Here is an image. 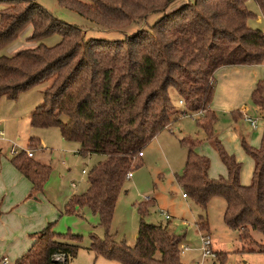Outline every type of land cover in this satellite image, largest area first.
<instances>
[{"label": "trees", "instance_id": "trees-1", "mask_svg": "<svg viewBox=\"0 0 264 264\" xmlns=\"http://www.w3.org/2000/svg\"><path fill=\"white\" fill-rule=\"evenodd\" d=\"M58 1L99 27H140L122 38L87 37L82 26L56 17L37 0H0V48L27 26V40L32 42L12 54H0V100L44 83L43 102L32 111L31 125H58L65 139L80 144L78 153L104 155L89 172L88 189L65 204L66 211H75L78 204L99 213L107 236L93 233L89 248L123 264H189L182 258L184 236L169 223L142 219L134 243L115 239L110 227L117 200L138 152L180 115L201 110L204 122L199 123L216 137L212 122L217 115L211 107L215 71L227 64L263 62L264 30L249 23L255 13L248 0H186L171 9L177 0ZM256 1L264 13V0ZM152 12L161 14L148 24ZM54 32L61 40L46 44L43 39ZM263 79L252 92L255 105L264 104ZM175 93L185 107L176 105ZM40 141L31 135L29 146H39ZM215 145L227 175L211 176L210 159L190 146L185 169L178 175L184 192L203 210L213 197H223L224 219L242 238H251V229L264 234V131L260 147L244 144L254 159L250 183L242 182L241 162L219 138ZM11 160L32 180V193L44 189L51 164L26 149L13 153ZM206 221L197 223L203 227ZM53 223L36 232L16 264H60L58 253L68 264L81 246L69 239L74 234L56 231ZM258 250L264 252V241Z\"/></svg>", "mask_w": 264, "mask_h": 264}, {"label": "rangeland", "instance_id": "rangeland-1", "mask_svg": "<svg viewBox=\"0 0 264 264\" xmlns=\"http://www.w3.org/2000/svg\"><path fill=\"white\" fill-rule=\"evenodd\" d=\"M37 1L56 17L82 26L87 37L122 38L140 27L138 25H133L129 29L99 27L75 8L61 4L58 0ZM184 1L186 0L173 2L169 9L179 6ZM248 7L255 13L249 19V23L264 30V14L257 1L248 0ZM160 14L150 13L147 23L153 24ZM30 32L31 26H27L17 39L0 48V54H12L19 48L32 44L27 40ZM60 40L61 35L58 32L51 33L43 39L48 45L56 44ZM44 86V83H41L28 87L21 90L16 98L6 95L1 97L0 126L5 129L7 139L0 140V146L3 147V150H0L2 154L0 160L4 158L11 161L13 158L11 148L20 150L29 148L35 152L36 159L51 164L45 192L56 209L51 220L54 222L53 228L65 234H74L73 237L69 236V239L81 246L77 253L70 257L68 264H123L119 260L98 255L88 247L92 242L93 233L99 238L107 236V229L101 224L98 212L88 205L78 204L75 211L65 210V203L70 197L88 189L89 172L104 155L78 153L80 144L65 139L58 125L39 127L31 125L29 112L43 102ZM243 94L244 92L239 93V96H243L239 102L241 105L247 104V113L263 117L264 104H256L258 110L256 111L251 96L245 97ZM173 99L176 105L186 106L180 103L176 93ZM212 109L214 110L213 107ZM236 111L237 109L232 113L215 110L217 120L212 122V127L216 137H210L206 126L199 123V120L204 122L201 114L188 112L180 115L170 127L163 129L144 146V155L137 154L133 174L126 179L117 200L110 227V233L115 239H126L129 243H134L142 219L151 223H169L176 233L184 236L182 244L189 245L187 250L182 251V258L189 264H264V252L258 250L259 244L264 241L262 231L251 229V238H242L239 230L229 226L224 219L226 200L223 197H213L207 209L203 210L194 203L191 196L183 195L185 189L178 180V175L185 169L190 146L210 159L211 176L227 175V168L215 145V139L219 138L225 149L241 162V178L251 182L254 159L244 144L261 146L264 117H259L258 126H252L245 116L235 117ZM31 135L40 137L39 146H29ZM41 147L44 148L43 151L39 149ZM40 152H43V155H39ZM41 156L43 158H40ZM83 169L87 172H83ZM164 211L170 213V218L165 216ZM201 218L207 219L203 227L197 223ZM205 234L211 236L214 250L213 254L207 256H203L202 250V235ZM12 249L16 253L19 251L18 246L12 248L11 244L0 239V255H7L8 258V261L4 262L5 258L0 256V264H16L18 256H11Z\"/></svg>", "mask_w": 264, "mask_h": 264}, {"label": "crops", "instance_id": "crops-1", "mask_svg": "<svg viewBox=\"0 0 264 264\" xmlns=\"http://www.w3.org/2000/svg\"><path fill=\"white\" fill-rule=\"evenodd\" d=\"M259 19L261 18L259 17ZM215 76L217 86L211 106L216 111L223 110L231 113L237 109L235 117L241 115L244 117L247 113V104H240L239 101L243 96H239V93L244 92L245 97L252 96L258 80L264 77V62L222 65L216 69ZM35 107L29 112L30 120ZM255 108L258 111L256 105ZM253 117L257 118L258 122L264 116L260 117L257 114ZM1 128L5 132V129ZM5 134L0 140L7 139ZM39 149L43 151L44 148ZM0 150H3L2 145ZM39 155H43V152H40ZM35 156L34 152L32 157L35 158ZM37 160L42 161L41 159ZM241 180L243 183H250L246 179L241 178ZM32 187V180L12 160L4 158L0 160V239L11 244L12 248L18 246L19 251L17 253L12 249V257H19L28 250L36 232L43 229L52 220L56 212L55 205L51 203L45 192V185L43 190L34 193H32ZM0 256L5 258L4 262L8 261L7 255Z\"/></svg>", "mask_w": 264, "mask_h": 264}, {"label": "built area", "instance_id": "built-area-1", "mask_svg": "<svg viewBox=\"0 0 264 264\" xmlns=\"http://www.w3.org/2000/svg\"><path fill=\"white\" fill-rule=\"evenodd\" d=\"M181 104L184 103V100L183 99H180L179 100ZM202 113V111H197L195 112L194 114H200ZM245 119L247 121H249L253 126H257V118L249 115V114H245ZM5 132L4 130L0 127V138H3ZM20 151V149L18 148H12V153H18ZM26 151L27 153L32 156L34 154V151L33 149H29V148H26ZM138 154L141 156L143 155V152L142 151H139ZM83 172H86L85 169H83ZM133 174V171H129L127 176L128 177H131ZM73 184L75 185V182H73ZM184 195L187 196V194L184 192ZM165 216L167 218H170V213L168 212H165ZM202 242H203V246H202V250H203V256H207V255H210V254H213L214 253V250H213V247H212V240H211V236L209 234H205V235H202ZM189 248V245H183L181 246V249L182 251L184 250H187ZM57 259H59L61 261L60 264H65V255L63 253H58L55 255Z\"/></svg>", "mask_w": 264, "mask_h": 264}]
</instances>
